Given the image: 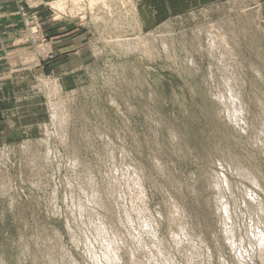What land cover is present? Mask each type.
I'll return each instance as SVG.
<instances>
[{
  "label": "rangeland",
  "instance_id": "374dc122",
  "mask_svg": "<svg viewBox=\"0 0 264 264\" xmlns=\"http://www.w3.org/2000/svg\"><path fill=\"white\" fill-rule=\"evenodd\" d=\"M4 7L0 264H264V0Z\"/></svg>",
  "mask_w": 264,
  "mask_h": 264
},
{
  "label": "crops",
  "instance_id": "0c3cea01",
  "mask_svg": "<svg viewBox=\"0 0 264 264\" xmlns=\"http://www.w3.org/2000/svg\"><path fill=\"white\" fill-rule=\"evenodd\" d=\"M4 0H0V44H3L5 39L8 37H11V42L13 40L14 35H18L19 31L14 32L13 23L10 24V20L13 21L14 18H5L6 14H4ZM5 47V45L3 44ZM15 47V45H12ZM5 48H1L0 46V61H3ZM15 49H18V47H15ZM18 54V52H16Z\"/></svg>",
  "mask_w": 264,
  "mask_h": 264
},
{
  "label": "bare ground",
  "instance_id": "6f19581e",
  "mask_svg": "<svg viewBox=\"0 0 264 264\" xmlns=\"http://www.w3.org/2000/svg\"><path fill=\"white\" fill-rule=\"evenodd\" d=\"M92 1V0H91Z\"/></svg>",
  "mask_w": 264,
  "mask_h": 264
}]
</instances>
